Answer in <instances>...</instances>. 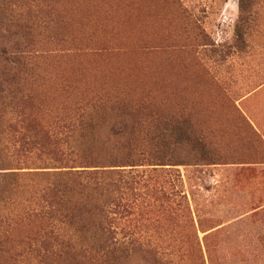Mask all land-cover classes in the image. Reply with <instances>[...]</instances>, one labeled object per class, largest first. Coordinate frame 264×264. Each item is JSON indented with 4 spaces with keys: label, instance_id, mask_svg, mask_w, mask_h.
Returning <instances> with one entry per match:
<instances>
[{
    "label": "rangeland",
    "instance_id": "rangeland-1",
    "mask_svg": "<svg viewBox=\"0 0 264 264\" xmlns=\"http://www.w3.org/2000/svg\"><path fill=\"white\" fill-rule=\"evenodd\" d=\"M70 1L0 0L1 263L264 264V0H142L139 10ZM105 18L124 30L94 27ZM148 62L171 70L169 96L66 81L93 87L100 71L112 85L144 87L162 76ZM126 130L142 144L131 163L79 167L95 156L92 138ZM163 147L198 157L147 156ZM99 208L126 251L100 253ZM69 238L78 254L39 262L38 244L59 249Z\"/></svg>",
    "mask_w": 264,
    "mask_h": 264
},
{
    "label": "trees",
    "instance_id": "trees-1",
    "mask_svg": "<svg viewBox=\"0 0 264 264\" xmlns=\"http://www.w3.org/2000/svg\"><path fill=\"white\" fill-rule=\"evenodd\" d=\"M123 3H127V4H136V10H139L142 6V0H119ZM152 1V0H151ZM69 6H71V1L68 0ZM151 15L153 16H157V6L155 7L154 11L152 14L150 15H139L136 18V29H143L146 27L147 25V21L146 19L149 18ZM141 22V23H140ZM106 23H110L109 27H105L104 24ZM103 23L99 24V25H95L94 27L97 28L98 30L101 31H105V32H114V33H120V31H123L124 29L122 28L123 26H120L119 24L115 23L112 21V19L110 18V20L108 18H105L103 20ZM149 64H153L156 66V71L158 74L162 75L161 77H159L157 79V81H154V78L156 77V74L153 75V77H150V79H153L152 84H145L144 87H130V88H121L119 86L116 85H112L109 82L106 81V79L101 75L100 71H99V79H100V84L90 87V86H81V87H76L74 85V83L69 80L66 79V81L69 83V85L75 89H78L79 91H86V90H90V89H95V88H103L104 84H107V88L112 89V90H119L122 92H126V93H130V94H134L135 92L138 94H142L145 95L146 93H154L156 95H159L160 97H167L169 96V94L172 91H175L178 88V85H176L173 81H172V72L171 70L165 71L163 68L165 66H162L158 63H154V62H148V63H142V65L146 66ZM118 65V64H116ZM115 65V66H116ZM139 65V64H138ZM114 66V67H115ZM113 67V68H114ZM93 70V68H92ZM111 70V69H110ZM155 72V71H154ZM68 76H70L71 73H67ZM97 75V74H95ZM70 78V77H69ZM152 102H154L155 104H161L163 103V99L159 100V101H154L152 100ZM2 99L0 97V105H2ZM148 131V130H146ZM22 135V133H21ZM139 134L138 132H135L133 130H126V131H121V132H108V135L105 138H101L99 136H96V138H92V148L96 149V151H92L95 156L89 155V156H84V159H89L87 160L88 162H85L84 165H81L79 167H105V166H119V165H125V163L130 162L129 159L134 153H136V146H142L141 142L137 139ZM158 135L161 137V140H165L169 137V135H167V133L162 130V131H158ZM32 137L35 139V137L32 135ZM23 138V137H22ZM21 138V139H22ZM119 138H123L124 140V145L123 148H119V142L118 139ZM142 140L147 141L148 138L149 139H154L155 138V134L150 133V132H144L143 136L141 137ZM179 139V138H177ZM67 139L65 140V142L67 143ZM34 143V145H36L35 140H31L30 144ZM165 142L163 141V144ZM108 144V146H107ZM111 147V148H110ZM120 150L122 152L121 155H116V151ZM114 152V154H113ZM155 155L158 157L159 162H161L160 164H182L185 163V161H187V159H190L191 157H198L197 154H184L183 155H177L173 152V150H171L168 147H163L160 150H156V151H151L149 153V155H147L148 157ZM136 156V154H135ZM203 157V155L201 156ZM9 169L8 167H6L5 165H0V171L2 173H6L4 172V170ZM71 170H67L66 172H64V174H85L86 176H90V175H101V174H111V173H115V172H104V170H102L101 172H87L88 170H73L74 172H69ZM70 211V210H68ZM63 218H66L68 220V225H71V219L75 216L71 215L69 212L66 211H61L60 214ZM93 230L97 233L100 234L103 238H104V242L102 244H100V248L101 254H105V253H116L117 251H126V248H124V244L122 242H119L116 240V238H114V233L112 231V229L108 228L107 226V222H108V210L103 209V208H99L97 211V214L95 215V218L93 219ZM90 225H85L83 224L82 227L86 230L89 229ZM69 234H74V232H71ZM56 240H58V237H55ZM63 245H59V249H56V247L58 246V242L55 243L53 246L51 245H46L45 247L41 246L40 244H38L37 246L40 247L43 250V257L41 260H39V262L43 261V259L47 256H53L54 254H65V253H70L72 255V257L77 253L80 252L79 248L77 250H73L72 248H74L73 243L74 241H76V238H74V241H72L70 238L68 240L62 239L59 240ZM80 244V243H79ZM61 248V249H60ZM36 250V248L32 245V242L28 243L27 246V252L28 253H32ZM64 252V253H63ZM0 264L1 260H0Z\"/></svg>",
    "mask_w": 264,
    "mask_h": 264
}]
</instances>
